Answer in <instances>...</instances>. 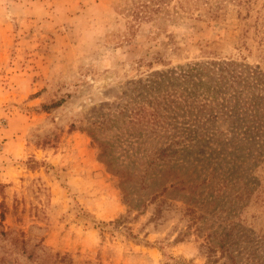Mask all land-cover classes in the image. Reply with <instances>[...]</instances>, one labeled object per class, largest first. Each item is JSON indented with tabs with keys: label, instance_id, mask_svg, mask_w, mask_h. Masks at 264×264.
Returning a JSON list of instances; mask_svg holds the SVG:
<instances>
[{
	"label": "rangeland",
	"instance_id": "obj_1",
	"mask_svg": "<svg viewBox=\"0 0 264 264\" xmlns=\"http://www.w3.org/2000/svg\"><path fill=\"white\" fill-rule=\"evenodd\" d=\"M188 3L0 0V264H264V0Z\"/></svg>",
	"mask_w": 264,
	"mask_h": 264
},
{
	"label": "trees",
	"instance_id": "obj_2",
	"mask_svg": "<svg viewBox=\"0 0 264 264\" xmlns=\"http://www.w3.org/2000/svg\"><path fill=\"white\" fill-rule=\"evenodd\" d=\"M188 1L189 0H185L186 4L183 5L181 4V0H179L177 4L176 0H131L133 4V11L138 19H154L157 23H159L158 20L160 19L166 18L169 20L170 17H173L174 15L178 14L180 9H186L187 12L191 13V4H189ZM204 1L205 3H208L211 0ZM204 13H207L210 16H214L216 14L214 10H207ZM57 103L60 104V102ZM43 107L46 108V106ZM115 173L119 174L121 178H123L124 174H126L124 172L118 171H115Z\"/></svg>",
	"mask_w": 264,
	"mask_h": 264
}]
</instances>
